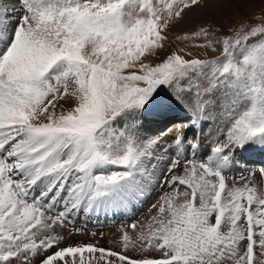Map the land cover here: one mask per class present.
Returning <instances> with one entry per match:
<instances>
[{
    "label": "snow or ice",
    "instance_id": "6c2138e0",
    "mask_svg": "<svg viewBox=\"0 0 264 264\" xmlns=\"http://www.w3.org/2000/svg\"><path fill=\"white\" fill-rule=\"evenodd\" d=\"M212 7L240 18L179 27ZM256 156L264 0H0V264H264Z\"/></svg>",
    "mask_w": 264,
    "mask_h": 264
},
{
    "label": "rangeland",
    "instance_id": "374dc122",
    "mask_svg": "<svg viewBox=\"0 0 264 264\" xmlns=\"http://www.w3.org/2000/svg\"><path fill=\"white\" fill-rule=\"evenodd\" d=\"M221 0H212V3L219 4ZM259 9V6H257L254 9H251L252 11H257ZM218 10L215 7L209 8V9H200L193 11L184 21L181 22V25L179 27H184L187 31L191 32L195 30L199 25L210 23L213 27L217 24H223L225 27H227L228 23L235 22L237 19H239V14H232L229 13L227 15L222 14H216L213 15V13H216ZM183 44L181 42H178L175 40V36L170 34V43L168 45V52H171L175 50L178 47H182ZM193 52H199L201 55H203V50L201 49H192ZM167 53H161V55H166ZM209 55H219V53H212L209 51ZM212 128V127H211ZM247 175V173H245ZM91 233V232H90ZM105 237H111L112 234L109 232H105ZM88 237H91L90 235Z\"/></svg>",
    "mask_w": 264,
    "mask_h": 264
}]
</instances>
